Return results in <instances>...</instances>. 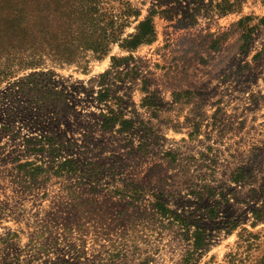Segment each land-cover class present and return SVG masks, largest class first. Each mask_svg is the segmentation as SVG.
Returning a JSON list of instances; mask_svg holds the SVG:
<instances>
[{
	"label": "rangeland",
	"instance_id": "374dc122",
	"mask_svg": "<svg viewBox=\"0 0 264 264\" xmlns=\"http://www.w3.org/2000/svg\"><path fill=\"white\" fill-rule=\"evenodd\" d=\"M79 2L0 0V23L43 11L55 40L31 51L0 31V264H258L264 0H94L93 18L121 40L62 63ZM148 18L155 40L123 48ZM40 139L63 146L55 163L34 153ZM66 159L73 173L49 171ZM230 217L257 234L251 247H238Z\"/></svg>",
	"mask_w": 264,
	"mask_h": 264
},
{
	"label": "trees",
	"instance_id": "16d2710c",
	"mask_svg": "<svg viewBox=\"0 0 264 264\" xmlns=\"http://www.w3.org/2000/svg\"><path fill=\"white\" fill-rule=\"evenodd\" d=\"M94 0H80L78 11H77V18L79 19V23L75 25H70L67 27V30L62 32V41L65 42V45H69L65 50V53H58L59 60L62 63H71L74 60L75 53L72 51L75 49H84V51H93L95 56L101 58L109 51V45L112 42H116L120 39V33L118 28H111L109 31L108 27H105L101 24L100 21L93 18V7H94ZM230 7H233L231 4ZM95 8V7H94ZM76 13V12H74ZM89 18H92L89 21ZM15 21V22H11ZM33 22L30 21V18L27 20H22V18H11L8 17L5 19L3 23H0V31L8 32L9 30L13 33L9 37H14L13 39L21 40L23 43L30 45V50L34 51L36 49V44L39 40H42L44 45L47 49H54V45L52 41L53 34L52 24L50 23L49 14H46L43 11L39 12V21L38 16ZM16 26V28L14 27ZM156 30L153 24V19L148 18L142 22H140L138 26L137 33L132 34L129 36L128 39H123L121 46L123 48H127L129 50H133L138 48L142 44L152 43L155 40ZM49 42V43H48ZM58 51V48L55 49ZM39 60L43 59V55H31L30 58ZM30 59L31 64H37L39 61H34ZM117 59L113 57V65H116ZM31 77H36L33 75ZM33 145V151L35 154L43 153V157L51 158L53 161L51 163H55L56 157L62 153L63 146H59L54 143L51 139L46 140H37L31 143ZM25 167H30L31 172L34 176H38L44 173H47L51 170H55L57 174H67L73 173L75 171V166L72 160L66 159L63 163L58 164L57 168L52 167L48 171L43 164H38L37 162H27ZM243 169H239L238 172L241 174L238 177L244 176ZM236 177L235 180L238 182L242 179ZM140 189V188H139ZM142 190V189H140ZM220 197V202H217V205L210 210L211 218L216 219L220 216L222 209H221V201L226 200L229 202L227 198V193L221 192L218 194ZM252 214L255 219L253 222V226L255 227L257 223L264 221V203L260 206H255L252 209ZM226 227L229 229L231 233L234 231H239V244L238 247L241 246H249L251 247L254 244V240L258 239L257 234L252 232L249 228L242 226V223L238 219H234L231 221V217L227 219L225 222ZM198 232L193 234L195 249L199 250L206 246L207 242V230L204 227H197ZM230 256V255H229ZM232 256V255H231ZM264 264V258L258 263Z\"/></svg>",
	"mask_w": 264,
	"mask_h": 264
}]
</instances>
